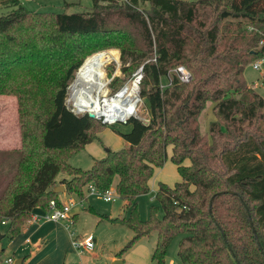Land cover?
Segmentation results:
<instances>
[{
    "label": "trees",
    "instance_id": "1",
    "mask_svg": "<svg viewBox=\"0 0 264 264\" xmlns=\"http://www.w3.org/2000/svg\"><path fill=\"white\" fill-rule=\"evenodd\" d=\"M91 1L90 12L56 14L0 0V9L12 8L0 15V95L16 98L20 131L11 151L17 162L0 182L4 236L21 235L34 209L59 205L58 185L81 200L91 188L113 189L129 215L112 222L134 233L125 249L156 231L152 264H165L175 239L183 264H264V100L243 78L264 57V0ZM145 4L149 10L140 9ZM107 47L119 50L124 77L141 66L149 118L130 117L128 133L114 130L129 147L108 150L84 171L68 164L70 156L107 126L69 110L67 88L84 57ZM179 66L190 82L178 80ZM208 104L215 120L202 133L198 118ZM168 147L180 182L159 183L163 216L151 207V219L141 221L137 198L149 192ZM60 174L70 178L58 183Z\"/></svg>",
    "mask_w": 264,
    "mask_h": 264
},
{
    "label": "rangeland",
    "instance_id": "2",
    "mask_svg": "<svg viewBox=\"0 0 264 264\" xmlns=\"http://www.w3.org/2000/svg\"><path fill=\"white\" fill-rule=\"evenodd\" d=\"M24 8L31 12H49L56 14H76L87 13L92 9L91 0H20ZM182 1H195V0H182ZM141 10H149L148 4L140 7ZM12 8L0 9V15L7 14ZM105 53L102 60L93 56ZM92 58L95 65L98 68H102L104 73V79L102 81L105 84L102 90H107V98H112L119 92H123L126 87L138 79L137 76L141 75L139 69L135 68L130 72L128 77H124L121 73L120 53L117 48L107 47L98 51L90 52L84 57L81 67L84 62ZM253 63V62H252ZM94 67V66H93ZM183 67V66H182ZM173 72V69H170ZM83 74L79 72L75 76ZM259 72L252 69L251 64L248 65L244 72L243 78L247 86L259 94L264 100V78H262ZM77 77H74L73 81L67 88V94L65 99L66 107L77 115H84L92 113L95 115L94 120L98 123V128L102 125H106L105 118L102 115L90 111L79 112L76 110L73 104L70 87L74 83ZM127 78V79H126ZM126 81L122 85H118V81ZM117 80V81H116ZM141 81V80H140ZM162 86H167L170 81L167 77L162 78ZM141 83V82H140ZM138 84L137 92L135 94L136 100L134 108L136 111L134 114L126 118V121L130 117L138 118L142 121H147L149 118V105L148 102L140 97V86ZM82 92L79 94L81 95ZM91 99L96 100L98 103V110L102 107L105 97L100 96L97 93L90 94ZM93 106V105H92ZM91 106V107H92ZM103 109V108H102ZM264 112V111H263ZM200 130L204 133L208 124L214 121L215 118L211 112L210 104L206 106V109L198 118ZM108 120V119H107ZM262 129H264V117L260 121ZM107 126V125H106ZM130 125L124 123H116L113 126L105 127L99 134L98 139L91 142L89 146L83 148L75 153H72L68 160V164L76 169L84 171L89 170L93 165L94 156L92 150L97 148L101 152V156L104 157L108 150L117 151L125 148L127 143L123 141L115 132L128 133L130 131ZM20 147V131L18 123V110L16 98L13 96L0 95V182L3 178L6 179L8 168L11 165H15L17 158L11 151L17 150ZM166 161L162 168L155 169L152 177L149 180L148 187L149 192L145 195H141L137 198V210L139 219L141 221H148L151 219L150 208H156V218L161 219L163 216L162 209L155 198V192L159 183L173 187L176 183L180 182V177L177 173L176 166L170 161L171 148H167ZM99 159V158H97ZM189 163L186 161L184 164ZM9 170V171H10ZM8 171V172H9ZM70 177L65 174H60L58 177V183L61 179H69ZM59 186V185H58ZM62 186V185H60ZM113 201L106 202L101 194H85V200L78 199L74 195L68 193L62 195L59 194L58 198L63 203L71 198L76 204L75 219L69 222H61L64 226H67L66 232L71 240L80 241L91 235L94 241V246L90 250H70L69 255L66 258H58L52 251V243L49 242L44 248L45 250L35 255L34 261L30 260V254H33L34 248L31 245H22L24 247L16 248V244L21 240L20 237L10 240L8 236H4L0 240V264H15V262L23 257L27 258L25 264H48L51 262L61 264H114L119 262L121 264H152L151 254L156 243L157 233L152 231L149 234L139 238L131 247L125 249L129 241L133 238L134 233L126 228L122 224L112 222L115 219H128V210L126 208V201L115 195L113 189ZM80 206L78 203H80ZM29 225V222L26 223ZM25 225V226H26ZM6 225L0 224V234L6 233ZM23 231V230H22ZM20 238V239H19ZM177 245L178 239H175L167 252L165 257V264H183L180 263L177 258ZM16 248V249H15ZM34 257V256H33ZM8 260L11 263H8ZM31 262V263H30Z\"/></svg>",
    "mask_w": 264,
    "mask_h": 264
},
{
    "label": "bare ground",
    "instance_id": "3",
    "mask_svg": "<svg viewBox=\"0 0 264 264\" xmlns=\"http://www.w3.org/2000/svg\"><path fill=\"white\" fill-rule=\"evenodd\" d=\"M87 60L84 62L82 67L85 65ZM93 66H91L83 74H79L78 77L76 75L77 78L70 87L72 101L75 105L76 110L79 112L90 111L96 113L97 115H102L103 117L107 118L108 121L121 118L126 119L134 114V110H136L134 108V103L136 100L135 94L137 92L139 80L134 79V81L131 82L126 87V89L123 90V92H119V94H117L114 98L110 100L108 99V101L103 100V109L102 107H100V110H98V103L96 102V100L91 99L90 94L97 93L100 94L101 98H107V90H102L103 86L105 85L102 83L104 79L102 68H98L95 65ZM82 67H80L77 74L82 69ZM81 92L82 94L79 95ZM108 105L112 108L106 109Z\"/></svg>",
    "mask_w": 264,
    "mask_h": 264
},
{
    "label": "crops",
    "instance_id": "4",
    "mask_svg": "<svg viewBox=\"0 0 264 264\" xmlns=\"http://www.w3.org/2000/svg\"><path fill=\"white\" fill-rule=\"evenodd\" d=\"M90 144L85 145L84 148H86V146H89ZM126 147H129V145L127 144V146H125V148ZM92 152H96L93 154H94V156H98V157H94L95 159L103 158V157H99V156H101V152L99 149L94 148L92 150ZM59 194H62V195L66 194L65 189H64V192L59 193ZM59 194H58V196H59ZM58 200H59V198H58ZM71 200L72 199L70 198L67 201V203ZM59 202L61 204H66L60 200H59ZM75 209L76 208L72 209V213L74 215H77ZM33 212H35L38 215H42L44 211L41 210L40 208H36L33 210ZM66 229H67V227L64 226L61 222H51V221H46V222L44 221L43 222L42 221V222H39L36 224H30L29 223V225H26L24 227L22 234L18 236L21 238V240H19V242L16 244V248L17 247L22 248V247H24L22 245H25V244L31 245V247L34 248L33 252L35 251L33 254L29 255L31 257L29 261L32 262V261H34L35 255H38L39 252L44 251L45 250L44 247L49 242H51L53 253H55L58 258H61V257L66 258L69 255L70 250H73L72 240H71L70 236L68 237ZM21 260H22V264H25V261L27 260V258L23 257ZM60 262L61 261L58 260V263L51 262L48 264H61ZM34 264H36V263H34Z\"/></svg>",
    "mask_w": 264,
    "mask_h": 264
},
{
    "label": "built area",
    "instance_id": "5",
    "mask_svg": "<svg viewBox=\"0 0 264 264\" xmlns=\"http://www.w3.org/2000/svg\"><path fill=\"white\" fill-rule=\"evenodd\" d=\"M125 2H128L127 0H124ZM251 67L254 71L259 72L262 76V78H264V57L254 61L253 63H251ZM142 71V68L139 69V72ZM174 73L176 74L178 80L181 83H188L191 80V75L190 73L182 66L177 67L174 70ZM140 82V81H139ZM138 82V83H139ZM118 94V93H117ZM116 94V95H117ZM116 95H114L112 98H114ZM112 98H105V101H108V99H112ZM103 103V102H102ZM104 105V103H103ZM102 105V108H103ZM108 108H112L111 106L108 105ZM105 118V117H104ZM126 122L125 118H121V119H115L112 121H108L107 118H105V123L107 126H113L116 123H124ZM89 194H101L104 198V200L106 202H111L113 201V193L112 190H108L105 192H98L96 189L91 188L89 190ZM82 202L78 203V205L80 206ZM77 204L71 200L66 204H57L56 201L51 200L48 204L47 210L43 212L42 215H38L35 212H33L31 214V218L28 221L30 224H36L39 222H46V221H51V222H69V221H73V216L74 214L72 213V209L76 208ZM67 227V226H66ZM68 228V227H67ZM72 246L74 249L77 250H90L93 248L94 246V239L92 238L91 235L87 236L86 238H84L83 240L80 241H72ZM8 263H11L10 260H8Z\"/></svg>",
    "mask_w": 264,
    "mask_h": 264
},
{
    "label": "water",
    "instance_id": "6",
    "mask_svg": "<svg viewBox=\"0 0 264 264\" xmlns=\"http://www.w3.org/2000/svg\"><path fill=\"white\" fill-rule=\"evenodd\" d=\"M80 67H81V66H80ZM80 67H79V69H80ZM79 69H78V70H79ZM78 70H77V72H78ZM77 72H76V74H77ZM75 77H76V76H75ZM137 78H138V80L140 81V79L142 78V75H138ZM87 115H88L89 118H95V115L92 114V113H87ZM137 119H138V118H137ZM124 123H125V122H124ZM53 192H54L55 194L62 193V192H64V187H63V186H57V187L53 190ZM240 200H241L243 206L245 207V210H246V213H247V218H248V221H249V225H250V227L252 228V230H253V232H254L253 225H252V222H251V220H250V214H249V212H248V209L246 208V205L244 204V202L242 201V199H240ZM254 234H255V233H254ZM3 237H4V235L0 234V240H1ZM15 264H22V260H21V259L17 260V261L15 262ZM114 264H121V263L116 262V263H114Z\"/></svg>",
    "mask_w": 264,
    "mask_h": 264
}]
</instances>
